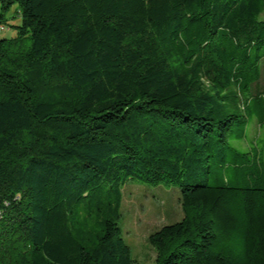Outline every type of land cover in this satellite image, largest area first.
Here are the masks:
<instances>
[{
	"label": "trees",
	"instance_id": "1",
	"mask_svg": "<svg viewBox=\"0 0 264 264\" xmlns=\"http://www.w3.org/2000/svg\"><path fill=\"white\" fill-rule=\"evenodd\" d=\"M0 6V264H134L130 180L181 189L155 264H264V0Z\"/></svg>",
	"mask_w": 264,
	"mask_h": 264
},
{
	"label": "rangeland",
	"instance_id": "2",
	"mask_svg": "<svg viewBox=\"0 0 264 264\" xmlns=\"http://www.w3.org/2000/svg\"><path fill=\"white\" fill-rule=\"evenodd\" d=\"M15 9H12L8 17H11L12 24H21V15L13 17ZM261 18H264V14ZM14 35V28L0 32V38ZM260 85L264 88V76ZM263 140L264 129L254 120L249 123L247 138L244 141L234 140L233 145L247 149L253 142L263 146ZM122 191L120 225L123 238L131 247L134 264H155L157 252L149 241L150 235L164 225L180 221L184 217L181 189L176 184H152L130 180L122 185Z\"/></svg>",
	"mask_w": 264,
	"mask_h": 264
}]
</instances>
